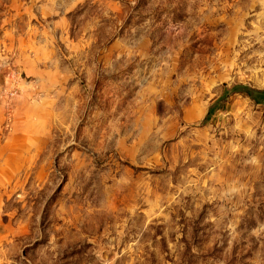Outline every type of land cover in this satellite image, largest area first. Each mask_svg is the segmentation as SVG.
I'll use <instances>...</instances> for the list:
<instances>
[{
  "label": "rangeland",
  "instance_id": "1",
  "mask_svg": "<svg viewBox=\"0 0 264 264\" xmlns=\"http://www.w3.org/2000/svg\"><path fill=\"white\" fill-rule=\"evenodd\" d=\"M0 264H264V0H0Z\"/></svg>",
  "mask_w": 264,
  "mask_h": 264
}]
</instances>
